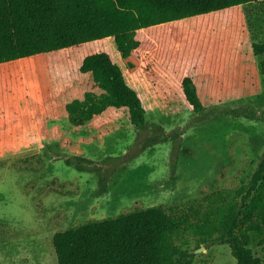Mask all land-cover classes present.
I'll return each mask as SVG.
<instances>
[{"label": "rangeland", "instance_id": "1", "mask_svg": "<svg viewBox=\"0 0 264 264\" xmlns=\"http://www.w3.org/2000/svg\"><path fill=\"white\" fill-rule=\"evenodd\" d=\"M240 10L242 28L219 26L229 57L221 74L191 73L202 83L204 111L160 96L147 101L142 130L125 111L81 126L63 111L65 102L94 90L76 68L83 56L112 53L108 40L20 63L19 100L29 123L0 149V264H57L58 232L135 209L160 206L180 215L204 195L249 180L264 153V58L252 52L264 42V1ZM189 241L192 264H235L227 246L195 252ZM252 251L264 264V246Z\"/></svg>", "mask_w": 264, "mask_h": 264}, {"label": "trees", "instance_id": "2", "mask_svg": "<svg viewBox=\"0 0 264 264\" xmlns=\"http://www.w3.org/2000/svg\"><path fill=\"white\" fill-rule=\"evenodd\" d=\"M263 1L0 0V149L29 123L19 100L25 98L20 63L105 40L112 53L94 52L78 63L77 75L94 90L64 103L69 123L125 111L142 130L147 101L160 96L201 114L202 83L192 71L218 77L229 60L219 26L242 28L240 7ZM252 52L264 58V42ZM259 67L264 75V59ZM189 238L195 250L225 245L235 264H263L252 249L264 246V153L249 180L204 195L186 213L135 209L58 232L52 247L57 264H192Z\"/></svg>", "mask_w": 264, "mask_h": 264}, {"label": "water", "instance_id": "3", "mask_svg": "<svg viewBox=\"0 0 264 264\" xmlns=\"http://www.w3.org/2000/svg\"><path fill=\"white\" fill-rule=\"evenodd\" d=\"M204 250V248H199L198 250H196L195 252H201V251H203Z\"/></svg>", "mask_w": 264, "mask_h": 264}]
</instances>
